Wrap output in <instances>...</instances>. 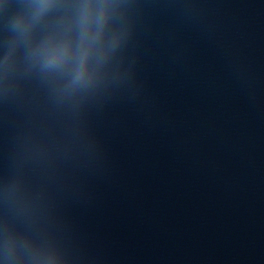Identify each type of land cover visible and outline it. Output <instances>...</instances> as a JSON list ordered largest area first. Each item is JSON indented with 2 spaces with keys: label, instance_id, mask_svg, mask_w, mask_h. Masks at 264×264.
I'll use <instances>...</instances> for the list:
<instances>
[{
  "label": "water",
  "instance_id": "95a60500",
  "mask_svg": "<svg viewBox=\"0 0 264 264\" xmlns=\"http://www.w3.org/2000/svg\"><path fill=\"white\" fill-rule=\"evenodd\" d=\"M0 264H264V0H0Z\"/></svg>",
  "mask_w": 264,
  "mask_h": 264
}]
</instances>
